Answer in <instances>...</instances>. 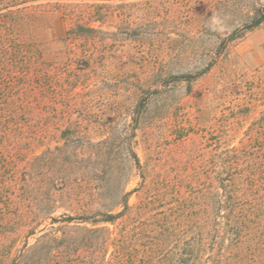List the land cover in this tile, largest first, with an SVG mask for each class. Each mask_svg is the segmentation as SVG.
Returning <instances> with one entry per match:
<instances>
[{
	"label": "trees",
	"instance_id": "trees-1",
	"mask_svg": "<svg viewBox=\"0 0 264 264\" xmlns=\"http://www.w3.org/2000/svg\"><path fill=\"white\" fill-rule=\"evenodd\" d=\"M76 1L0 0V264H264V138L216 146L177 180L148 166L135 205L147 183L140 173L126 191L142 169L135 145L71 146L85 133L70 95L90 86L95 60L52 54L46 33L56 12L76 21L63 42L99 32ZM61 128L63 145L37 153Z\"/></svg>",
	"mask_w": 264,
	"mask_h": 264
},
{
	"label": "rangeland",
	"instance_id": "rangeland-1",
	"mask_svg": "<svg viewBox=\"0 0 264 264\" xmlns=\"http://www.w3.org/2000/svg\"><path fill=\"white\" fill-rule=\"evenodd\" d=\"M76 2L86 10L84 23L99 32L63 42L76 21L56 12L46 33L52 54L86 48L95 60L90 86L70 95V119L86 135L71 146L107 138L135 145L142 169L131 174L126 191L140 186V173L147 183L131 194V205L148 197V166L177 180L205 164L216 146L263 140L264 21L252 25L264 0ZM63 129L33 142L37 153L63 145Z\"/></svg>",
	"mask_w": 264,
	"mask_h": 264
}]
</instances>
